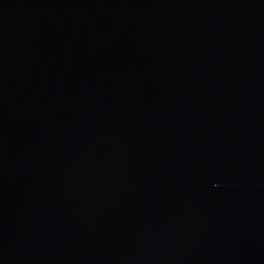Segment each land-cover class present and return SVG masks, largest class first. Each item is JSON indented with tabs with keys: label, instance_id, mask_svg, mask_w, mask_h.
Returning a JSON list of instances; mask_svg holds the SVG:
<instances>
[{
	"label": "water",
	"instance_id": "1",
	"mask_svg": "<svg viewBox=\"0 0 264 264\" xmlns=\"http://www.w3.org/2000/svg\"><path fill=\"white\" fill-rule=\"evenodd\" d=\"M0 264H264V0H0Z\"/></svg>",
	"mask_w": 264,
	"mask_h": 264
}]
</instances>
